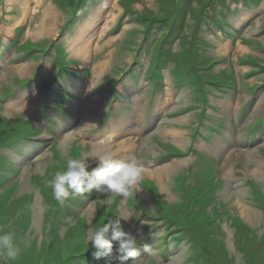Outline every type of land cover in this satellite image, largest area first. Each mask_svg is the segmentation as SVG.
<instances>
[{
  "label": "rangeland",
  "instance_id": "obj_1",
  "mask_svg": "<svg viewBox=\"0 0 264 264\" xmlns=\"http://www.w3.org/2000/svg\"><path fill=\"white\" fill-rule=\"evenodd\" d=\"M27 1L0 0V228L31 239L11 264H120L118 242L99 261L85 243L88 228L116 215L128 217L121 226L142 254L145 245L158 249L150 264H264V198L246 183L264 195V121L254 130L264 117V0H30L22 8ZM133 9L165 23L145 40ZM89 42L87 61L78 50ZM219 57L227 62L203 69ZM71 61L89 74L71 72ZM232 72L233 81L217 80ZM101 143L144 168L135 198L109 204L112 193L94 189L60 205L48 182ZM182 150L190 152L176 157ZM97 159H87L89 173Z\"/></svg>",
  "mask_w": 264,
  "mask_h": 264
},
{
  "label": "clouds",
  "instance_id": "obj_2",
  "mask_svg": "<svg viewBox=\"0 0 264 264\" xmlns=\"http://www.w3.org/2000/svg\"><path fill=\"white\" fill-rule=\"evenodd\" d=\"M91 157L99 159L100 167L89 173L86 161ZM143 179L142 166L120 162L110 151L97 154L94 150L77 158H68L66 169L57 171L48 185L52 189L54 200L60 205H63L69 197L84 196L94 189L112 193L106 201L110 204L117 196L123 200L134 199ZM116 216L118 218L107 219L94 228H88L85 243L95 249L94 259L99 261L111 256L114 242H118L116 251L120 254V264H128V261H131V264H150L157 259L158 249L145 245L142 254L137 238L123 230L121 219L127 220L128 217ZM30 246L31 239L17 238L13 231L0 228V264H11L20 257L23 248Z\"/></svg>",
  "mask_w": 264,
  "mask_h": 264
},
{
  "label": "trees",
  "instance_id": "obj_3",
  "mask_svg": "<svg viewBox=\"0 0 264 264\" xmlns=\"http://www.w3.org/2000/svg\"><path fill=\"white\" fill-rule=\"evenodd\" d=\"M134 2H138V0H129L128 1L130 6H132ZM131 16L133 18H137L138 20H141L142 24L147 28V33L144 34L145 39H147L149 31L152 30L154 27H156V23H165V22H163V20H164L163 16L158 15V16H156V18H154V16H150L149 14H146L145 10L142 12H138V11L134 10L133 12H131ZM160 17H162V18H160ZM152 19H154V20H152ZM166 26H168V24ZM162 27H164V26H162Z\"/></svg>",
  "mask_w": 264,
  "mask_h": 264
},
{
  "label": "bare ground",
  "instance_id": "obj_4",
  "mask_svg": "<svg viewBox=\"0 0 264 264\" xmlns=\"http://www.w3.org/2000/svg\"><path fill=\"white\" fill-rule=\"evenodd\" d=\"M34 1V3H39V1L40 0H33ZM33 2L32 1H30V0H28L27 2H25L24 3V5L22 6V8H28V7H31V4H32ZM28 17H29V15H28V13H24V20L22 21L23 22V24H22V26H24V24H25V21L28 19ZM20 23H18L17 25H15V26H18ZM12 33L13 32H11V33H9L8 35H12ZM29 33L30 32H28L27 33V35H29ZM90 45H91V43L89 42V44H88V46H84V47H81L79 50H78V53H81L82 55H83V57H87V61H88V56L92 53L91 52V49H90ZM95 71H96V73H98V69H95ZM167 102V99L165 100V103ZM165 103H164V105H165ZM162 105V104H161ZM163 106V105H162ZM172 134H174V136H177V133H172ZM110 144H108V143H101V144H99V146H101V147H104V148H107L105 151H110V147H108ZM104 152V151H103ZM103 152L101 153V154H103ZM189 157V156H188ZM97 158V157H96ZM95 157H94V159H96ZM97 161H99V159H97V160H95L94 162H97ZM162 178H160V179H158L159 181H162L161 180ZM158 185V184H157ZM158 188H160L159 187V185L157 186ZM161 191V190H160ZM161 193V192H160ZM90 224H91V221H90Z\"/></svg>",
  "mask_w": 264,
  "mask_h": 264
}]
</instances>
